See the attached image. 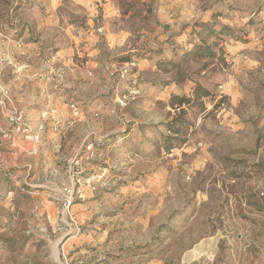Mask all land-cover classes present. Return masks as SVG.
<instances>
[{"label": "rangeland", "instance_id": "obj_1", "mask_svg": "<svg viewBox=\"0 0 264 264\" xmlns=\"http://www.w3.org/2000/svg\"><path fill=\"white\" fill-rule=\"evenodd\" d=\"M0 101V264H264V0H0Z\"/></svg>", "mask_w": 264, "mask_h": 264}, {"label": "crops", "instance_id": "obj_2", "mask_svg": "<svg viewBox=\"0 0 264 264\" xmlns=\"http://www.w3.org/2000/svg\"><path fill=\"white\" fill-rule=\"evenodd\" d=\"M25 48H26L25 49L26 53H32V52L38 53V49H36V47L27 46ZM36 68L37 67H35V65L34 66L30 65L26 68V72H24V74H18L17 77L15 75H13L10 78V80L8 82H6V85L8 87H13V89L15 90L16 96H17L16 100L19 102V104L24 109L27 110L28 118H30L32 121H34L35 124H36V121H38L40 119L39 110L41 109L42 105L40 106L39 104L44 102L43 101L44 96L39 95L41 90L35 89V90L31 91V89H29V91H28V88H32L33 86H35V85L29 84V82H31V80H33L31 75H33V74L36 75L37 73H39L38 69H36ZM23 75H28L30 77V79L24 78ZM27 85H29V86H27ZM37 85H39L38 82H37ZM48 85L50 87V84H48ZM7 86H5V87H7ZM56 97H57L56 94L54 96H51V94H49L47 106L48 107L50 106L49 108L56 107L59 114L61 115V117L69 116L70 114H69L67 106L62 104L60 102L59 98H57L55 101ZM4 130H7V129H4Z\"/></svg>", "mask_w": 264, "mask_h": 264}, {"label": "built area", "instance_id": "obj_3", "mask_svg": "<svg viewBox=\"0 0 264 264\" xmlns=\"http://www.w3.org/2000/svg\"><path fill=\"white\" fill-rule=\"evenodd\" d=\"M3 102L0 101V135L7 137V133L1 129L2 120L5 118L13 127L14 130L23 135L24 139L28 142L35 143L39 141V134L36 135L33 130L29 127L28 122L26 120L25 113L20 109H11L7 111V109ZM71 109L74 112L75 116H78L79 110L74 103L71 104ZM7 113V114H6ZM51 114H55V111L50 112ZM48 114H46L47 116ZM45 117V115L43 116ZM54 127L55 124H54ZM44 129V126L41 125L40 130Z\"/></svg>", "mask_w": 264, "mask_h": 264}]
</instances>
